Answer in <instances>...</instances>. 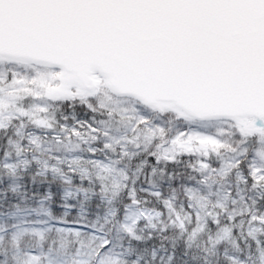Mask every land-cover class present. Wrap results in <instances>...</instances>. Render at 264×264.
<instances>
[{"label":"snow or ice","instance_id":"1","mask_svg":"<svg viewBox=\"0 0 264 264\" xmlns=\"http://www.w3.org/2000/svg\"><path fill=\"white\" fill-rule=\"evenodd\" d=\"M0 264H264V0H0Z\"/></svg>","mask_w":264,"mask_h":264}]
</instances>
